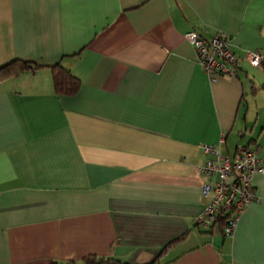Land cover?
<instances>
[{
	"label": "crops",
	"instance_id": "obj_1",
	"mask_svg": "<svg viewBox=\"0 0 264 264\" xmlns=\"http://www.w3.org/2000/svg\"><path fill=\"white\" fill-rule=\"evenodd\" d=\"M190 31L264 54V0H0V68L61 63L81 81L74 97L49 68L0 81V264H264V176L233 238L196 227L201 146L225 134L224 154L264 156L247 99L264 66L212 82Z\"/></svg>",
	"mask_w": 264,
	"mask_h": 264
},
{
	"label": "built area",
	"instance_id": "obj_2",
	"mask_svg": "<svg viewBox=\"0 0 264 264\" xmlns=\"http://www.w3.org/2000/svg\"><path fill=\"white\" fill-rule=\"evenodd\" d=\"M185 39L196 50L199 64L212 82L219 77H236L242 63L251 67L264 65L262 52L248 51L239 57L224 34L207 41L196 31H190ZM225 140L224 134L218 144L201 146L206 160L200 173L209 179L202 192L210 201L197 218L196 227L208 230L219 218L230 214L224 234L233 238L241 215L255 199L254 178L264 176V156L255 148H241L234 156L226 155L222 150Z\"/></svg>",
	"mask_w": 264,
	"mask_h": 264
},
{
	"label": "trees",
	"instance_id": "obj_3",
	"mask_svg": "<svg viewBox=\"0 0 264 264\" xmlns=\"http://www.w3.org/2000/svg\"><path fill=\"white\" fill-rule=\"evenodd\" d=\"M44 68H49L52 71L54 87L58 95L74 97L79 93L81 88V81L72 73L71 70L64 68L61 63L55 66H40L30 61L14 60L0 68V81L15 79L18 78L23 73L36 72ZM252 143L253 142H250V144L246 145L243 148H250L252 146ZM229 217L230 214H225L224 216L219 218L217 222L210 228V230L215 226H218L221 232L223 233V235L225 236L224 228L228 224ZM179 241H181V239L171 242L164 249V252L168 248H171L172 246L177 244ZM54 264H60V263H54ZM65 264H126V263L114 258L105 259V258H98L96 256H90L83 259L80 263L68 262Z\"/></svg>",
	"mask_w": 264,
	"mask_h": 264
},
{
	"label": "rangeland",
	"instance_id": "obj_4",
	"mask_svg": "<svg viewBox=\"0 0 264 264\" xmlns=\"http://www.w3.org/2000/svg\"><path fill=\"white\" fill-rule=\"evenodd\" d=\"M33 74L30 73V76H32ZM37 77H36V82L39 83V81L42 80L43 77H39L41 75H39V73L35 74ZM252 92V88H251V84H249V89H247V92H248V96H247V99H248V105L250 106V113H251V118L255 115H257V111L259 112V116L263 122V118H264V92L262 91L261 92V95H259L258 98H253V94H250V92ZM253 93V92H252ZM257 102H258V105H257Z\"/></svg>",
	"mask_w": 264,
	"mask_h": 264
},
{
	"label": "water",
	"instance_id": "obj_5",
	"mask_svg": "<svg viewBox=\"0 0 264 264\" xmlns=\"http://www.w3.org/2000/svg\"><path fill=\"white\" fill-rule=\"evenodd\" d=\"M264 66V65H263Z\"/></svg>",
	"mask_w": 264,
	"mask_h": 264
}]
</instances>
